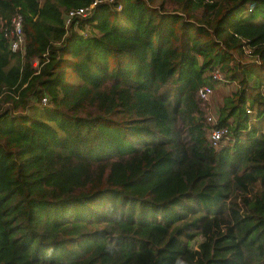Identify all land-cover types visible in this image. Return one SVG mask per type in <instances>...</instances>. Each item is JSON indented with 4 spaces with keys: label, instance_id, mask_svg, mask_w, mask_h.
Returning <instances> with one entry per match:
<instances>
[{
    "label": "trees",
    "instance_id": "trees-1",
    "mask_svg": "<svg viewBox=\"0 0 264 264\" xmlns=\"http://www.w3.org/2000/svg\"><path fill=\"white\" fill-rule=\"evenodd\" d=\"M0 264H264V0H0Z\"/></svg>",
    "mask_w": 264,
    "mask_h": 264
},
{
    "label": "built area",
    "instance_id": "built-area-1",
    "mask_svg": "<svg viewBox=\"0 0 264 264\" xmlns=\"http://www.w3.org/2000/svg\"><path fill=\"white\" fill-rule=\"evenodd\" d=\"M112 0H108L111 2ZM95 5V1L92 2L88 7L78 8L75 10L68 11L64 16V26L67 27L74 18H83L88 15L92 7ZM3 36L6 37L8 41V48L10 51H18L19 53H23L24 51V37L22 33V18L20 14L15 13L9 20V24L4 27ZM213 80H220L221 74L219 72H214L211 75ZM212 89L209 86L201 87L197 92V97L203 101L207 102L209 96L211 95ZM42 104L45 103L43 99L41 101ZM248 110H246V113ZM209 119V118H208ZM214 124V123H213ZM221 132L216 130L210 131L209 140L213 146H216L218 141L220 140Z\"/></svg>",
    "mask_w": 264,
    "mask_h": 264
},
{
    "label": "rangeland",
    "instance_id": "rangeland-1",
    "mask_svg": "<svg viewBox=\"0 0 264 264\" xmlns=\"http://www.w3.org/2000/svg\"><path fill=\"white\" fill-rule=\"evenodd\" d=\"M38 1L41 2V0ZM32 64L35 66L36 62L34 61ZM215 71L221 73L217 69ZM221 77L222 78L220 80H213V79L210 80V83L212 84L210 86L212 89L211 95L209 96L207 102L201 104L203 112L206 117V122L209 124H213L217 120L219 109L222 107L224 103L223 98L224 97H227L229 99L232 98L233 93L237 90V86L235 85V83L226 82V80H224V75L222 73H221Z\"/></svg>",
    "mask_w": 264,
    "mask_h": 264
},
{
    "label": "clouds",
    "instance_id": "clouds-1",
    "mask_svg": "<svg viewBox=\"0 0 264 264\" xmlns=\"http://www.w3.org/2000/svg\"><path fill=\"white\" fill-rule=\"evenodd\" d=\"M215 72H216V71H215ZM213 73H214V72H213ZM211 75H212V74H211ZM210 79L212 80V78H210ZM211 85H212V84H211ZM205 86H207V85H205ZM209 87H210V86H209ZM246 110H248V109H246ZM248 112H249V110H248ZM248 112H247V113H248ZM216 121H217V120H216ZM216 121H215V122H216ZM209 136H210V134H209ZM209 136H208V137H209ZM220 137H221V136H220ZM220 139H221V138H220ZM218 142H220V140H219ZM210 143H211V142H210ZM217 145H218V143H217L216 146H214V147H217ZM212 146H213V145H212Z\"/></svg>",
    "mask_w": 264,
    "mask_h": 264
}]
</instances>
